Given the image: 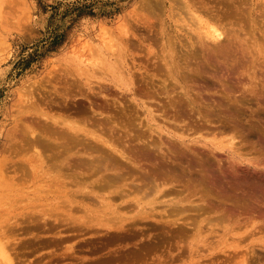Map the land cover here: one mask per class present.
I'll list each match as a JSON object with an SVG mask.
<instances>
[{"label":"bare ground","instance_id":"1","mask_svg":"<svg viewBox=\"0 0 264 264\" xmlns=\"http://www.w3.org/2000/svg\"><path fill=\"white\" fill-rule=\"evenodd\" d=\"M182 1L184 4L182 7L180 4L177 5L182 2H177V7L174 8L177 14H173V17L178 15L177 18L180 19L183 26L186 25L192 30L199 31L200 35H196L198 37L196 39L201 41L199 42L201 46L207 47L211 41L220 43L225 34L218 29L217 25L214 26V24L205 21L206 18L200 17L198 14L200 10H196V3L199 2L198 5H201V1L197 0L198 2L195 3L192 0H189L191 2L186 0V4L184 0ZM212 1L208 2L211 4ZM215 1L213 3H216ZM224 1L226 12L223 17L225 20L229 17L231 8L239 0ZM143 2L145 3V0ZM156 5L155 3L154 8L156 7L157 10L158 6ZM154 8L152 7L150 10ZM221 10L219 9V12ZM211 11L209 12L211 13ZM218 17L223 20L221 15ZM146 23L148 24V21ZM178 26L180 27V25ZM160 30L162 31V29ZM188 30L190 29L188 28ZM188 30L186 32H189ZM124 34L126 35L127 32ZM191 35L194 36L192 33ZM187 36L188 42L186 40V43H183L182 47L180 46L186 48L183 55H180L182 53L179 54L175 48L180 40L174 39V35L164 38L165 42L160 44V47L162 45L160 53H157L152 46L146 47L148 48L146 50L147 66L144 67V74H140L144 87L136 84L135 72L141 68H137L133 54L127 49L128 43H130V39H128L126 40L127 47L124 48V44L120 50L115 48H119L121 45L117 47L115 44L107 43L109 47L99 50L96 57L99 61H93L92 64L83 61L80 62L84 65L82 68L76 69L73 73H71V69L70 74L74 79L70 83L71 79L68 78L70 86L68 87V83L66 84L67 92H61L62 89L59 91L53 89L51 93L49 92L47 99L40 100L37 97L36 100L34 99V95H36L34 93H37L34 90H31L32 92L29 90L30 92L28 91L26 95L23 92L25 100H22L23 105H20L21 102L19 103L20 109L18 110L21 119L18 118L16 121L18 123L17 130L11 134L10 142L7 145L8 149H5L14 157H18L16 159H20L13 161L9 167L14 173L13 177L10 176L12 179H9L12 184L10 188H18H14L17 184L13 180L22 184L27 179L30 181L28 177L37 178V180L43 179L45 183H41V188L48 186L49 189V191L42 189L43 193L45 195L52 193V198H48V203L44 204L47 208L42 211H39L38 208V210H34L36 207L34 206L32 209L30 208L32 213H20L22 223H24H21L20 226L25 227V225L32 224L36 225V229H38L41 226L52 225L54 222H68L67 224L72 223L74 226L79 223L88 227L102 225L106 229L124 230L131 233L140 224H146L158 227L159 233L165 235L166 239H169L167 238L169 231L166 230L171 229L170 231L175 237L179 238L188 236L190 233L192 241L194 238L203 236L206 232H208L207 235L205 234L206 237H210L209 235L214 236L218 233L217 231L221 230V232H225V236L229 235L230 237H228L237 243L230 242L236 244H230L231 251H226L230 245L223 246L226 248L221 250L230 261L232 260L235 264H251L250 260L254 257L257 259L256 261L254 258L252 259L253 264H264V167H260V163H252V165L245 163L244 159L241 160L242 154L239 151L240 147L245 145L244 141L248 137H252L254 133L243 132L240 122L243 115L234 106L230 109L231 115L223 116L219 123L214 122L209 112H201L198 106L202 97L199 95L198 99L192 97L193 89L188 83L193 73L198 76L207 74L205 66H213L214 61H219V59L227 61L232 54L230 55L227 48H223L224 45L216 49L217 44L211 53L204 52L206 56L203 58L204 61H201V65H197V63L195 64L196 68L191 69L193 62L200 61V53L195 50L196 41H193L192 36L188 33ZM158 40L159 43L160 39ZM153 41L157 43L156 40ZM228 47L230 46L228 45ZM149 61L154 68L149 66ZM234 73L240 74V71ZM206 77L204 76V78ZM155 79L159 84H156ZM103 82H107V84ZM108 86L119 90L120 93L132 94L131 99L134 106L142 108L144 112L142 116H145L141 117L135 108L138 117L134 114L125 120L123 118L117 120L112 114L108 117L102 116L104 111L106 112L109 108L108 105L101 106V104L99 109L98 104L96 109L95 106L92 107V104L89 108L80 107L81 104L74 105V96L77 97V94H80L79 96L84 97L85 87L88 92L100 96L102 90L107 89ZM222 87L224 91L232 92L230 85L222 84ZM161 96V99L163 97L164 99L158 101L159 99L156 97L160 98ZM143 97L146 101L141 100ZM71 98H74V101ZM226 98L228 97L224 99ZM68 99H71L73 104L71 102L69 105ZM147 99L148 102H152L151 106L146 103ZM219 107L220 105L213 109L217 110ZM120 110L122 111V109ZM140 113L142 112L140 111ZM18 114L16 115L19 117ZM128 114L126 115L130 116V112ZM135 119H139V121L137 122ZM160 119L163 123L160 122ZM232 120L234 121L231 122ZM259 124L260 122L257 125ZM117 125L118 127H116ZM115 127L118 128V131L120 130L118 133L116 131L117 134L114 132ZM190 133L198 134V136H190ZM262 134L264 135V132ZM197 145L201 147L199 148ZM260 151H264V142L258 152L260 153ZM220 153L227 154V158H230L232 163L224 166L222 160L218 158ZM2 172L5 171L2 170ZM16 193L18 194V192ZM10 194L12 193L10 192ZM19 199L23 200L24 198ZM19 199L17 202L21 201ZM39 203L38 207L41 205ZM31 205L33 204L31 203ZM29 207L31 206L29 205ZM9 215L12 216L11 213ZM2 220L4 219L2 218L0 223ZM17 221L20 220L17 219ZM50 221L52 223H49ZM14 225L17 224L14 223ZM175 226L177 227L174 228ZM203 226L207 228L205 233ZM17 227L19 226L17 225ZM80 227L82 226L80 225L78 229L74 230L79 231ZM65 228L67 229V227ZM89 230L94 231L92 228ZM38 231L40 230L38 229ZM188 231L190 232L188 233ZM153 234L155 235V233ZM173 234L170 233L172 236ZM256 234L261 235L259 241L257 240L259 242L257 245L262 249L259 252L261 258L255 254L256 251L253 248L246 247V251L241 252L243 246H240V242L244 241L245 243L246 240L249 244L250 238ZM5 237L8 236L5 235ZM4 239L0 236V257L5 259V264H11L13 256ZM247 239L249 240L247 241ZM223 240H218L221 247L224 245L222 244ZM192 241L190 245L193 246L194 242L192 243ZM213 241L210 240L206 243L207 248H212L209 256L217 250V242L213 247ZM150 246H148L150 251L154 249V246L156 247V245ZM146 251L148 252V249L145 246L141 250V254H138V250L131 251V255L128 257L139 258L147 253ZM195 252L196 250H194ZM214 252L213 255H215ZM240 253L241 255H239ZM227 262L229 264V261Z\"/></svg>","mask_w":264,"mask_h":264},{"label":"rangeland","instance_id":"2","mask_svg":"<svg viewBox=\"0 0 264 264\" xmlns=\"http://www.w3.org/2000/svg\"><path fill=\"white\" fill-rule=\"evenodd\" d=\"M178 1L182 3L177 4ZM178 1L145 0L144 3L143 0H0V216L4 219L2 223H0V236L5 238L4 241L7 242L6 245L11 250L13 256L11 264H13L14 260V264H227V261H229V264H235L232 260L230 261L227 255L221 252V250L226 248L223 246L236 242H233V240L229 238V235L225 236V232H221V230L217 231L219 234H214V236L209 235L211 237L210 239V237H206V233L208 232L205 233L207 228L204 226L203 229L206 235L204 234L199 238L197 237V239L194 238L193 241L191 236H189L191 235L189 233L190 231H188V236L183 235L185 237L181 236L179 238L175 237L172 231H170L171 229H169L166 230L169 231L167 236L169 239H166L165 235L159 233L160 230L158 227L155 228L146 224H140L137 229H134L136 232L131 229L133 231H131L132 234L124 230L106 229V227L102 225L88 227L80 223L82 227L77 231L80 226L79 224L74 226L72 223H55L53 220L51 221H53L54 224L50 221L49 223H52V225L49 224L46 227L41 226L38 228L40 231L36 229V225L32 224L22 227L20 225L24 223H22L23 221L19 214L23 212L32 213L31 209L34 206H36L34 210L39 209V211H42V209H46L47 206L44 204L48 203V198H52V193L48 195L43 193L45 190L49 191L48 186H42L41 188V183H45L43 179L37 180V178L30 177H28L30 181L27 179L24 181L25 183L22 182V184H20L21 182L18 184L17 181L15 182L13 180V182L17 184L14 188H18H10L12 186L10 180L12 179L11 177L14 176V173L11 172L12 170L9 167L13 164V161H18L20 159H16L18 157H14L13 154H10L8 150H6V152L5 149H8L7 145L10 142L9 139L11 134L15 133V130H17L18 123L16 121H18V118L21 119L18 110L20 109V105H23L22 100H25V95L29 90L37 92L34 93L36 94L34 95L35 100L36 97L38 100L47 99L53 89L58 91L62 89L60 90L61 92H67L66 86L68 85L69 87L72 79H74L70 74L71 69V73H73L76 69L78 70L84 66L80 62L85 61L86 63L92 64L93 61H99L96 58L99 50L109 47V44H115L117 47L121 45L119 48H115L120 50L123 48L124 44V48L127 47L126 40L128 39H130V43H128L127 49L133 54L134 63L137 68H141L138 71L135 70L137 79L136 84L144 87L140 79V74H144V67L147 66L148 57L146 50L148 48L146 47L152 46L157 53H160L162 52V45L160 47V44L165 42L164 38L173 37L174 35V39L180 40H178L179 43L177 44L178 49L177 47L175 48L179 54L182 53L180 55H183V53L186 52V48L181 47L183 43H186V40L188 42L187 33L190 36H192L191 33L194 34L192 40L196 41L195 50L200 53V59L198 58L200 61L197 60L198 62H193L190 67L191 69H195L199 64L201 65L204 61V56H206L204 52L211 53L217 44L216 49L224 45L223 48H227L230 55H234V57L231 55L230 59L227 61L219 59V61H214L213 66H205L207 74L198 76L197 74L193 75V73L188 83L193 89L192 97L197 99L198 95L202 97L200 105L198 106L201 112H209L214 122L219 123V120L222 119L223 116L231 115V107L234 106L238 109V112L243 115V118L240 119L243 132L254 133L252 137H248V139L244 141L246 142L245 145L240 147L239 151L242 154L241 160L244 159V162L250 165H252V163H260V167H264V151L258 152L259 148L262 147V142H264V135H261V133L264 132V0L237 1L234 7L231 8L232 10L229 17L225 20L223 17L225 14L224 12H226L223 4L225 3L224 0H216V3H213V0L211 4L209 3L211 0H208L209 2L207 0H198L201 1V5H198L199 2L197 0H192L195 3L198 2L196 3V10H200V13L197 12L200 17L203 19L206 18L204 20L210 24H214V26L217 25L218 29L225 34L224 36L222 34L224 38L220 40V43L211 41L207 47L201 46L199 43L201 41L196 39L198 38L197 36L200 35L199 31L192 30V28L186 25L183 26L180 19L177 18L178 15L173 17V14H177L174 9L175 6L177 7V5L180 4L182 7L183 4L182 0ZM187 1L191 2L189 0ZM143 3L144 5H141ZM155 3L157 4L156 6H158L157 10L156 7L154 8ZM184 3L186 4V0H184ZM145 5L147 6L145 7ZM150 5H153L152 7L154 9L150 10L152 8L149 7ZM148 7L151 12L148 10ZM160 9L163 10L161 11ZM207 9L209 11L213 9V12L211 11L210 13ZM214 9L216 10L214 11ZM219 9L222 10L219 12ZM201 12L205 15L202 13L203 16ZM215 14L217 16H214ZM220 15L223 17V20L218 17ZM215 19L219 21L217 20V22H215ZM147 21L150 25L146 23ZM178 25H180V27ZM186 28L187 30L188 28L190 29L188 30L189 32L192 31L190 33L186 32ZM160 29H162V31ZM124 32H127V37ZM168 34L170 35L167 37ZM129 35H131V37H129ZM157 38L162 42L158 43L159 40ZM153 40H156L157 43ZM210 45H212V47H209ZM228 45L230 47H228ZM149 64V66H152L150 61ZM152 67L154 68V66ZM239 71L240 74L234 73ZM204 76L207 77L204 78ZM68 78L71 79L69 80L70 83L68 82ZM103 83L107 84V82ZM156 84H159V82L156 81ZM222 84L230 85L232 87V92L228 93V91H224L222 89ZM61 85H64L65 88L63 89L64 86L61 87ZM111 87L108 86L107 89L102 90L103 92L100 96L92 92L91 94L90 91L88 92L86 90L87 87H85L83 90L84 94L90 98H87L85 95L83 97L77 94V97L74 96L75 101L74 98L71 99L74 101V105L81 104L80 107L89 108L92 104V107L95 106V109L99 105V109V107L103 105H108L109 108H107L106 112L104 111L102 114L103 117H108L112 114L117 120L122 118L125 120L134 114L136 117L139 116L138 114H141V117L145 116H142L144 114L142 108L134 106V102L131 99L132 94L120 93L119 90L117 91V89ZM22 96L23 98H20ZM225 97L228 98L224 99ZM161 98L162 96L160 98L156 97V99H159L158 101L164 99V97L163 99ZM34 99L33 101H35ZM71 99H68L69 105L72 102ZM141 100L146 101L145 97ZM146 103L150 106L152 104L151 101L148 102V99ZM71 104H73V102ZM82 104L84 105L82 106ZM219 105L220 107L217 110L213 109V107L216 108ZM124 107L126 108L125 110ZM135 108L138 110V114L135 112ZM120 109H122V111ZM126 110L128 113L130 112V116H128L129 114ZM140 111L142 113H140ZM259 113H261V115H258ZM16 114L20 116L18 117ZM15 116L17 119L14 118ZM136 121L138 122L139 119ZM233 121L234 120L231 122ZM160 122H162V119H160ZM258 122H260L259 125H257ZM118 125L116 127H118ZM116 127L114 128V132L116 133L117 131L118 133L120 130L118 131ZM192 135L198 136V134L190 133V136ZM237 146H240V144H237ZM197 147L200 148L201 146L197 145ZM218 156V158L222 160L224 166L232 163L231 159L227 158V154L220 153ZM2 170L5 172H2ZM6 173H9V176ZM19 187L22 188L20 189ZM42 189L45 190L43 191ZM9 191L12 194H10ZM29 197L31 198L29 199ZM19 198H24V201ZM18 199L21 201L17 202ZM31 203L33 205H31ZM35 203L37 204L35 205ZM38 203L41 204L39 207L37 206ZM29 205L31 207H29ZM9 212L12 216L9 215ZM1 217L0 222L2 219ZM17 219L20 221H17ZM13 222L19 227L14 225ZM68 226L72 227V229ZM176 227L177 226L174 228ZM51 228L53 229L51 230ZM57 228L60 230L58 231ZM75 228L77 229L74 230ZM91 228L92 230L94 229V231H90L89 229ZM86 229H88L87 232H85ZM42 230L45 231L43 232ZM3 232L4 234H1ZM42 233H44L43 236ZM153 233H155V235ZM170 233L173 234L174 237L170 235ZM36 234L39 236H36ZM5 235L9 238H6ZM132 235L133 237H131ZM59 236H61L62 239ZM260 236V234L252 236L249 244L246 240L245 243L241 241L240 246L242 245L245 249L242 248L241 252L244 253L246 247L250 249L253 248L254 251H256L255 254L260 256L259 252L262 251V249L257 245V243H259L257 240L259 241ZM219 239H224L222 243L224 245L221 244L222 247L218 241ZM210 240H214L213 245L217 242V250H215L216 252L213 251L215 255H213L212 252L213 256H209L212 248L209 249L206 245L207 241ZM248 240L249 239H247V241ZM191 241L192 243L194 242V247L192 244L190 245ZM148 244L152 247L156 245V247L154 246V249L150 251L148 248L150 245ZM231 245L226 248V251L232 250L230 249ZM145 246L148 249V252L146 251L147 253H144L139 258H129L131 251L136 252L138 250V254H141V250L144 249ZM213 247H215V245ZM208 249L210 251L209 253L207 251ZM194 250H196L195 253ZM239 255H241V253ZM253 258L254 257L250 260L251 264H253ZM3 259L0 257V264L6 263L5 259L4 261ZM256 259L254 258V261H256Z\"/></svg>","mask_w":264,"mask_h":264}]
</instances>
